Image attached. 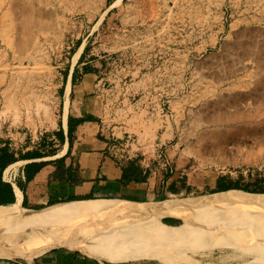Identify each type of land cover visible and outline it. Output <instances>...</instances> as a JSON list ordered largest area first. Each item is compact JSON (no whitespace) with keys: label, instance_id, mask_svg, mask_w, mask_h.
<instances>
[{"label":"rangeland","instance_id":"rangeland-1","mask_svg":"<svg viewBox=\"0 0 264 264\" xmlns=\"http://www.w3.org/2000/svg\"><path fill=\"white\" fill-rule=\"evenodd\" d=\"M83 48L99 61L113 116L131 134L115 142L119 154L128 158L137 137L158 131L149 168L156 178L174 174L178 192L164 203L194 201L167 215L180 218L182 243L221 246L232 264H261L264 199L210 192L264 186V85L255 89L264 0H0V145L37 147L55 126L65 70ZM163 218L156 224L167 225ZM150 221L130 220L153 243L135 250V261L191 258L183 245L150 236ZM246 248L257 257L242 255Z\"/></svg>","mask_w":264,"mask_h":264},{"label":"crops","instance_id":"crops-1","mask_svg":"<svg viewBox=\"0 0 264 264\" xmlns=\"http://www.w3.org/2000/svg\"><path fill=\"white\" fill-rule=\"evenodd\" d=\"M100 69L99 61L83 48L65 70L55 126L41 135L37 147L7 144L14 162L3 170L1 180L11 186L13 203L5 206L30 212L20 216L88 201L129 209L164 203L167 196L176 195L175 175L156 178V169L149 168L156 159V146L161 145L156 142L158 131L146 139L137 137L136 152L131 146L128 158L119 154L115 142L131 134L113 116ZM133 155L137 158H130ZM163 219L174 225L180 221L173 216ZM144 261L156 260L95 259L66 246L31 257L0 256V264H150Z\"/></svg>","mask_w":264,"mask_h":264},{"label":"bare ground","instance_id":"bare-ground-1","mask_svg":"<svg viewBox=\"0 0 264 264\" xmlns=\"http://www.w3.org/2000/svg\"><path fill=\"white\" fill-rule=\"evenodd\" d=\"M260 73H262V71ZM263 85L264 73L259 74L255 89L261 88ZM210 104V102L208 104L206 103L207 106ZM212 104L218 105L219 101L212 102ZM200 110H203V108ZM203 112L204 111H202V113ZM207 117H209V113ZM9 169L10 166L7 168L6 172ZM227 193H235V191L217 193L214 195L218 197L220 194ZM252 196L264 199V194H255ZM192 201V199L186 200L184 203L176 206H173L176 203H171L173 205L167 203L140 205L138 206L139 208L134 210L120 208L119 205H114L113 202H106L108 204L100 206L98 205L101 203L100 201H88L57 206L46 211L44 210L42 213L34 212L35 214L32 213L28 217L20 216V212L21 215L23 213L29 214L30 212L20 211L21 209H18L17 206H0V256L31 257L55 246H66L78 250L90 258L121 261L135 260L137 257L135 250L138 251L142 247H145L146 244L153 243L144 242V240L134 232L135 227L130 223V220H132V218H145L151 220L146 225L147 233L150 236L165 237L170 243L183 245L182 248L188 250L191 258L188 261L186 258L178 259V263L176 264H232L228 262L231 256H224L221 246L210 248H205V246H203V248H201L198 243L184 245L182 242L187 233L182 228L161 223L156 224V219L163 218L167 215L186 212V209L192 208ZM201 203L204 205L203 202ZM262 204L264 203L262 202ZM194 205L192 206L195 207ZM128 218L130 220H128ZM224 241L228 242L227 239H224ZM259 241L263 245L259 252L264 256V240H255V242ZM248 249L249 248L244 249L242 255L255 257L256 253L250 249L249 252L247 251ZM163 264L173 263L163 261ZM261 264H264V260Z\"/></svg>","mask_w":264,"mask_h":264},{"label":"trees","instance_id":"trees-1","mask_svg":"<svg viewBox=\"0 0 264 264\" xmlns=\"http://www.w3.org/2000/svg\"><path fill=\"white\" fill-rule=\"evenodd\" d=\"M12 162H14V157L12 152L9 151L7 145L0 147V206L13 203V191L11 186L1 180L3 170ZM130 174L133 175L135 172L131 170ZM228 191H240L248 194H264V186L249 188L248 186H239L237 184H219L216 190L210 193L215 194ZM177 193L178 192H173V194ZM163 223L174 226V224H171L168 220H164Z\"/></svg>","mask_w":264,"mask_h":264},{"label":"built area","instance_id":"built-area-1","mask_svg":"<svg viewBox=\"0 0 264 264\" xmlns=\"http://www.w3.org/2000/svg\"><path fill=\"white\" fill-rule=\"evenodd\" d=\"M165 163H166V164H165L164 166H167V165H169V164H168V162H165Z\"/></svg>","mask_w":264,"mask_h":264}]
</instances>
